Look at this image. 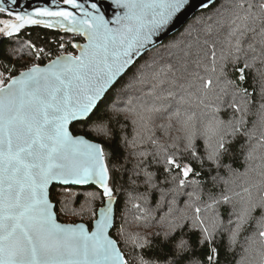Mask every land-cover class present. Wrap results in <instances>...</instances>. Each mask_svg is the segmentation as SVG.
I'll list each match as a JSON object with an SVG mask.
<instances>
[{"label":"snow or ice","instance_id":"1","mask_svg":"<svg viewBox=\"0 0 264 264\" xmlns=\"http://www.w3.org/2000/svg\"><path fill=\"white\" fill-rule=\"evenodd\" d=\"M113 2L124 12L109 21L100 14L96 3L88 6L92 10L89 11L78 0H63L65 5L79 12L77 15L59 5L55 10L45 7L12 11L5 6L6 0H0V13L14 20H0V34L5 37L17 36L26 25H44L58 27L87 41L71 43L78 53L75 55L61 43L59 54L43 66L33 62L24 64V70H18L0 62V264H161V261L163 264H181V261L184 264H218L219 252L212 246L223 230V222L216 211L218 207L222 204L233 206L236 221L230 243L235 244L240 230L258 206L247 200L240 202L237 209L227 192L219 197L209 192L207 200L202 199L200 182L191 179L200 173L190 162L182 163L177 152H181L182 144V155L203 164L204 159L197 155L195 146L197 136L202 135L206 141L207 161L219 167L221 158L228 153L225 138L228 133L220 128L221 122L212 121L198 133L191 123L192 117H182L180 106L193 98L204 103L210 93H215L217 99L231 93L229 107L241 114L232 132L240 131L238 125L243 124V116L248 112L246 97L249 94L243 82L257 63L260 67L256 68V73L264 80V0H232L231 15L220 25L225 34L206 54L210 55V61H197L193 71L184 65L183 71L191 77L187 86L175 78L171 67L167 71L158 70L162 58L156 56H150L131 77L128 73L136 68L141 58L158 47L157 38L186 10L190 0ZM7 3L16 5L17 0H7ZM9 55L19 63L26 59L42 61L54 54L27 43ZM230 71L239 74L238 80L228 79ZM148 85L151 87L145 92ZM180 90L187 94H181ZM136 92H144V98H136L133 95ZM241 92L244 96L238 103L237 94ZM113 94L121 99L128 97L125 108L113 104L110 111L132 118L133 147L142 145L145 140L156 145L157 118L174 111V116H169L168 128L172 127L174 118L184 134L171 144L176 151L168 153L167 148L161 146L165 171L175 185L172 204L189 186L193 187V192L186 206L190 214L173 219L170 210L161 218V223L167 220V241L172 232L190 221V229L200 234L198 245L182 238L169 253L149 260L144 255L151 248L146 236L126 231L124 227L117 229L115 238L111 235L110 229L115 226L113 206L117 201L115 186H110L114 179L110 176L111 153L107 152L104 142L115 141L116 129L111 117L101 115L100 109ZM259 115L264 125V111ZM122 139L128 144L126 137ZM261 143L264 144V132ZM146 177L151 184L152 174L146 173ZM89 184L102 189L106 200L98 218L88 227L82 223L58 222L53 199L55 186L60 185L74 201L79 193L67 186L82 188ZM86 195L89 203L96 198L93 193ZM61 207L65 215L82 216L86 211L95 215L90 208L76 211L63 201ZM133 208L137 212L136 220H146L150 215V210L140 203H134ZM258 235L261 238L259 254L264 257V230ZM206 247L208 251L201 258L197 248Z\"/></svg>","mask_w":264,"mask_h":264},{"label":"trees","instance_id":"2","mask_svg":"<svg viewBox=\"0 0 264 264\" xmlns=\"http://www.w3.org/2000/svg\"><path fill=\"white\" fill-rule=\"evenodd\" d=\"M231 3L232 0H217L208 9L196 13L180 31L163 41L152 53L141 58L137 62L136 68L129 71L128 77H131L146 60H149L150 56H156L162 58L158 70L167 71L171 67L175 72V78L187 86L191 77L183 71L184 65H187L189 71H193L196 70L197 61L201 63L210 61V55L206 54L210 53L213 43L225 34L220 30V25L230 17ZM0 20L10 21L11 19L5 13H0ZM82 41L78 36L62 35L42 28H26L11 38L1 36L0 62L5 66L24 70L23 65L31 64L33 60L26 59L17 63L15 57L9 55L14 49L32 43L55 56L61 51L60 44L64 43L67 51L73 54L75 51L71 47V43ZM217 55H219L218 45ZM44 64L46 63L42 61L41 65ZM259 67L260 65L257 63L252 70H249L247 79L243 82V87L249 94L246 97L248 112L243 116V124L238 125L240 131L235 134H233L232 128L240 120L241 114L235 113L234 109L229 107L232 102L231 93L221 95L219 99L216 98L215 93H210L204 103H199L193 98L190 103L180 106L182 117L191 116V123L198 133L203 132L212 121L221 122L220 128L228 133L225 138L229 151L221 158L219 167L206 159L204 136L198 135L195 140L196 152L204 159L203 164L182 155L183 145L180 144L181 152H177V158L182 163L190 162L194 170L200 173L198 177L193 176L191 179L200 182L199 191L202 199L207 200L209 192L217 197L221 193L227 192L233 197L237 209H239L240 202L247 200L258 205L252 211L248 222L240 230L235 244L230 243V234L235 228L236 221V215L232 212L233 206L222 204L218 207L216 211L220 221L223 222V230L217 234L212 245L219 252L218 264H262V260H264V257L259 254L261 238L258 235L259 231L264 230V206H261L264 205V144L261 143L264 125H262L259 115L261 111H264V80L256 73V68ZM201 74H203L202 70ZM169 75L171 76V73ZM238 75V73L230 71L228 79L238 80ZM150 87L151 85H148L145 92ZM166 87L167 85H165ZM180 91L183 95L187 94L183 90ZM189 91L194 92L195 89H189ZM133 95L136 98H144V92H136ZM243 96L242 92L237 94L238 103ZM127 99V96L121 99L113 94L100 109L101 115L111 117L116 129L115 141L104 142L107 152L111 153L109 157L112 162L110 176L114 179L110 181V186L114 184V196L117 200L115 226L111 235L115 238L117 229L124 227L126 231L139 232L146 236L151 242V248L146 250L144 255L146 259L152 260L157 256L163 257L169 253L174 244L182 238L189 240L193 245H198L200 234L198 231L190 229V221H186L183 228H177L172 232L167 241L165 240V232L169 231L167 220L161 223V218L166 217L170 210L173 212V219H178L182 214H190L186 206L190 202L189 194L193 192V187L189 186L184 189V194L176 197V203L172 204L175 195L172 189L175 185L172 183L169 173L165 171L166 165L161 146H165L168 153H172L176 150L171 147V144L177 137L182 136L180 133L183 132L179 131L180 124L174 118L171 121L172 127L168 128L169 116H174V111L170 110L157 118L156 145L145 140L142 145L138 144L133 147L131 142L135 136V130L132 118L123 113L114 115L110 111L113 104L125 108ZM217 107L219 111L216 110ZM123 137L127 138L128 144H125ZM141 152H143V156ZM146 173L152 174L151 184L147 182ZM70 189L72 192L79 193L74 201L69 197L70 193L64 192L62 187L57 186L53 189L58 221L67 224L85 223L90 226L96 217L97 210L104 204L105 198L102 192L95 187H73ZM87 193H93L96 197L90 203ZM62 201L68 203L69 207L76 211H80L82 207L90 208L95 215L86 211L82 216L70 218L69 216L72 215L64 214L61 207ZM134 203H140L142 207L150 210V215L146 220L135 219L137 212L133 208ZM230 220L232 223H229ZM121 246L123 247V241H121ZM161 249L163 252L160 251ZM207 251V247L203 250L197 248V255L203 258ZM161 264H163L162 261ZM181 264L184 262L181 261Z\"/></svg>","mask_w":264,"mask_h":264},{"label":"water","instance_id":"3","mask_svg":"<svg viewBox=\"0 0 264 264\" xmlns=\"http://www.w3.org/2000/svg\"><path fill=\"white\" fill-rule=\"evenodd\" d=\"M216 1L217 0H190L189 6H187L186 10L183 11L182 14H180L179 17L177 19H175L174 22L171 23L165 29V31L163 33H161L160 36L157 38V45L159 46L167 38H169L172 35L176 34L178 31H180L183 28V26L196 13L208 9ZM78 3L85 4L86 8L89 11H92V10L88 6L91 3H96L97 6L101 10L100 14L104 15V18L106 20H109V21L115 20L117 16H122L123 12H124V10L122 8H118L115 5L113 0H78ZM56 5H59L61 8H69V10H72V11L76 12L77 15H79V12L77 10L71 9L70 6L65 5L63 3V0H17V4L16 5H10L9 3H7V0H6V3H5V6L10 8V10H12V11H20V12H23L25 10L32 11V10L37 9V8H45V7L55 10ZM205 5H207V6H205ZM10 19H11L10 21L14 22L12 17H10ZM41 19H50V18L42 17ZM110 26H114V25H110ZM26 28H42V29H47V30H50L52 32L59 33V34H62V35H70V36H72L70 33L63 32L58 27H56V28H47L44 25H26L23 29H26ZM23 29H21V30H23ZM78 37H80L83 41L82 42H75V43L84 44V43L87 42L82 36H78ZM73 50L75 51V54H78L75 49H73ZM41 66H43V65H41ZM57 186L61 187L60 185H56L55 187H57ZM67 187H69V188H73V187L74 188H79V186H67ZM85 187H95L96 189H98L99 191L102 192V189H100L96 184H89V185L84 186L82 188H85ZM105 203H106V200L104 201L103 206H101L97 210L95 219L98 218L99 210L105 206ZM113 207H114V215H115V205ZM94 220H93V222H94ZM93 222L91 223V225L93 224ZM77 224H80V223H77ZM82 224H84L86 227H88L87 224H85V223H82ZM111 231H112V229H110V233H111Z\"/></svg>","mask_w":264,"mask_h":264},{"label":"built area","instance_id":"4","mask_svg":"<svg viewBox=\"0 0 264 264\" xmlns=\"http://www.w3.org/2000/svg\"><path fill=\"white\" fill-rule=\"evenodd\" d=\"M54 58V56H50V57H46V58H44L42 61L44 62V63H48L49 61H50V59H53ZM42 61H33V62H36V63H42Z\"/></svg>","mask_w":264,"mask_h":264},{"label":"rangeland","instance_id":"5","mask_svg":"<svg viewBox=\"0 0 264 264\" xmlns=\"http://www.w3.org/2000/svg\"><path fill=\"white\" fill-rule=\"evenodd\" d=\"M2 34H0V38H1ZM140 98V97H139ZM181 135H183V133H180ZM71 197V196H69ZM70 218H72L73 216H69Z\"/></svg>","mask_w":264,"mask_h":264},{"label":"flooded vegetation","instance_id":"6","mask_svg":"<svg viewBox=\"0 0 264 264\" xmlns=\"http://www.w3.org/2000/svg\"><path fill=\"white\" fill-rule=\"evenodd\" d=\"M73 54L75 55V52Z\"/></svg>","mask_w":264,"mask_h":264}]
</instances>
